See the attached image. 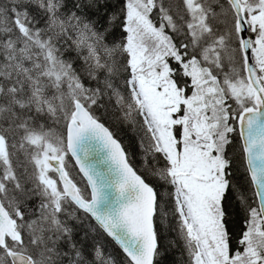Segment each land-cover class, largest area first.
<instances>
[{
  "label": "snow or ice",
  "instance_id": "snow-or-ice-1",
  "mask_svg": "<svg viewBox=\"0 0 264 264\" xmlns=\"http://www.w3.org/2000/svg\"><path fill=\"white\" fill-rule=\"evenodd\" d=\"M0 264H264V0H0Z\"/></svg>",
  "mask_w": 264,
  "mask_h": 264
},
{
  "label": "trees",
  "instance_id": "trees-1",
  "mask_svg": "<svg viewBox=\"0 0 264 264\" xmlns=\"http://www.w3.org/2000/svg\"><path fill=\"white\" fill-rule=\"evenodd\" d=\"M121 136L124 139V142L126 144H128L130 142V139H129V135L128 134H126L125 132L121 131ZM177 258H179V257H177Z\"/></svg>",
  "mask_w": 264,
  "mask_h": 264
}]
</instances>
